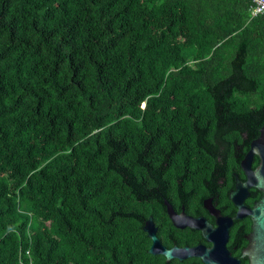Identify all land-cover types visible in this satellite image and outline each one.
Segmentation results:
<instances>
[{
  "label": "trees",
  "instance_id": "16d2710c",
  "mask_svg": "<svg viewBox=\"0 0 264 264\" xmlns=\"http://www.w3.org/2000/svg\"><path fill=\"white\" fill-rule=\"evenodd\" d=\"M250 5L0 0V264H163L145 218L199 211L264 120Z\"/></svg>",
  "mask_w": 264,
  "mask_h": 264
},
{
  "label": "water",
  "instance_id": "95a60500",
  "mask_svg": "<svg viewBox=\"0 0 264 264\" xmlns=\"http://www.w3.org/2000/svg\"><path fill=\"white\" fill-rule=\"evenodd\" d=\"M253 154L258 155V163L254 167H250V161ZM240 166L245 174V179L241 180L236 173L232 172L235 178L234 186L228 191V196L237 205V210L232 217H241L247 213L251 218L250 233L244 234L248 238V244L242 248V253L249 256V264H264V120L258 128V134L249 142V146L240 159ZM253 185L260 190L259 197L253 202L251 207H247L242 203V198L247 195V186ZM211 197V196H210ZM210 197L203 199V205L207 207L209 213L215 215L216 227L206 222L202 216H192L182 211L176 213L172 205L167 199L163 198L166 212L172 223L176 226L188 225L190 227L200 228L202 234L212 240L210 247L197 244L195 246L176 247L175 244L171 248H165L158 242L154 234L155 226L152 224L151 215L145 219L142 229L145 230L151 242L148 251L151 253L162 252L165 260L172 255L182 257L195 254L200 255L204 262L211 264H237V258L231 257L224 249L223 242L226 239V227L231 223L230 217L221 216L217 213V209L213 208ZM210 202V203H209ZM193 264V263H192Z\"/></svg>",
  "mask_w": 264,
  "mask_h": 264
},
{
  "label": "flooded vegetation",
  "instance_id": "af4514ba",
  "mask_svg": "<svg viewBox=\"0 0 264 264\" xmlns=\"http://www.w3.org/2000/svg\"><path fill=\"white\" fill-rule=\"evenodd\" d=\"M258 155L253 154L250 167H254L258 163ZM237 176L241 179H245V174L240 166L239 160V171ZM234 175L230 185L226 186L225 177L223 175H218L215 177V184L212 187L214 193L210 195H206L202 198L201 208L197 212H190L185 209L182 204V211L185 214H189L192 216H202L206 222L211 224V227H216L217 224L214 221L215 215L209 213L207 207L203 205V199L210 197V202L213 208L217 209V213L221 216L230 217L231 223L226 227V239L223 242L224 249L229 253L231 257L237 258V264H249V256L247 253H242V248L248 244V238L244 236V234L250 233L251 230V218L250 215L245 213L241 217H232L235 215L237 210V205L231 200L228 196V191L234 186ZM226 187V188H225ZM225 188L226 195L223 197L220 195L221 189ZM248 193L242 198V203L247 207H251L253 202L259 197L260 190L253 186H247ZM166 199V198H165ZM169 202V201H168ZM209 202V203H210ZM170 203V202H169ZM171 204V203H170ZM172 205V204H171ZM173 207V205H172ZM165 209V205H164ZM176 213L181 211V204L179 207H173ZM165 214L169 222H165L163 217H157L152 219V224L155 226L154 234L158 239V242L161 246L165 248H171L174 244L176 247H182L186 245V247L195 246L197 244H202L203 246L210 247L212 245V240L207 239L203 234L200 228L190 227L188 225L176 226L172 223L170 217L168 216L166 209ZM146 219V218H145ZM145 221V220H144ZM144 223V222H143ZM143 225V224H142ZM150 239V238H149ZM151 242V239H150ZM149 242V244H150ZM160 257L163 258V264H211L208 262H204L200 255L189 254L181 259L178 256L172 255L165 260V256L162 252H155Z\"/></svg>",
  "mask_w": 264,
  "mask_h": 264
},
{
  "label": "built area",
  "instance_id": "2783aa9c",
  "mask_svg": "<svg viewBox=\"0 0 264 264\" xmlns=\"http://www.w3.org/2000/svg\"><path fill=\"white\" fill-rule=\"evenodd\" d=\"M250 14L254 15L264 11V0H251Z\"/></svg>",
  "mask_w": 264,
  "mask_h": 264
}]
</instances>
